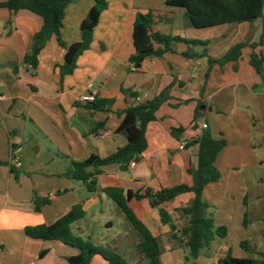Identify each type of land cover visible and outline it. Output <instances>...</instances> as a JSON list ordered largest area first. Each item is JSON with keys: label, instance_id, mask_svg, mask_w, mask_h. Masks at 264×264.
Instances as JSON below:
<instances>
[{"label": "crops", "instance_id": "1", "mask_svg": "<svg viewBox=\"0 0 264 264\" xmlns=\"http://www.w3.org/2000/svg\"><path fill=\"white\" fill-rule=\"evenodd\" d=\"M165 1L106 0L107 8L93 30L90 47L77 58L72 74L62 79L59 66L64 49L55 37L40 50L35 68L23 62L42 19L28 10L11 13L0 8V264H68V258L80 253L76 247L30 238L25 229L51 225L76 204H81L86 213L105 195L99 190L121 188L142 193L145 188L190 185L186 168L195 166L197 147L181 149L180 144L192 141L201 129L226 141L215 160L220 178L203 190L208 212L216 226L226 228V236L216 238L195 260L188 259L186 240L175 231L187 222L181 209L190 204L191 192L163 205L175 231L160 222L157 210L147 199H131L130 207L156 238L163 264H216L228 252L236 258H247L241 247L244 241L251 253H257L248 239V207L251 195L260 198L262 194L251 193L254 181L247 170L263 163V158L255 155V147L264 144V85L249 65L251 49L243 48L237 62L213 65L206 84V59L183 57L181 53L187 47L180 41L172 42L162 57L146 58L137 69L129 57L134 53L132 25L137 12L160 13L163 21H156L152 28L162 34L212 40L208 54L218 59L235 44L259 40L264 2L262 18L251 23L222 22L195 28L185 16V9L167 6ZM93 4L94 0H69L60 29L66 46L80 40V24ZM228 4L219 0L223 11L219 16L240 14ZM252 7L249 13L255 11V4ZM261 51L264 54V46ZM167 88L171 98L159 106L156 120L146 126L147 148L134 166L126 171L118 165L103 167L95 193L87 192L80 181L66 177L71 161H82L91 154L107 157L124 146L125 137L115 132L120 122L118 113L129 105L154 99ZM122 90L137 93V97L130 98ZM87 94L112 103L107 111L90 110L79 101ZM198 106L197 129L192 130L189 127ZM180 127L184 132L178 139L172 137L170 130ZM12 150L21 162L20 168L9 164ZM256 182L262 179L256 178ZM34 196L46 197L49 203L36 212ZM139 240L131 246L116 240L114 251L133 264H149L136 251ZM90 264L108 262L95 255Z\"/></svg>", "mask_w": 264, "mask_h": 264}, {"label": "trees", "instance_id": "2", "mask_svg": "<svg viewBox=\"0 0 264 264\" xmlns=\"http://www.w3.org/2000/svg\"><path fill=\"white\" fill-rule=\"evenodd\" d=\"M225 1H227V4L229 3L228 5L235 7L240 14L229 17L219 16V13L223 12L218 5L219 0H166L165 3L167 6L185 9V16L195 28L213 26L222 22L239 23L245 21L251 23L258 17L262 18L264 0ZM68 3L69 0H7L0 3V8H5L11 13H15L18 10H28L42 19L40 29L31 37L29 50L23 62L35 68L40 50L51 37H55L57 44L64 49L63 62L59 66L61 79L66 75L72 74L76 68L77 58L90 47L93 30L98 23L100 14L107 8L106 0H94L93 6L80 24V40L66 46L60 37V29L62 27L64 9ZM253 4H255L256 9L253 13H249L250 9L253 8ZM156 18L159 20H156ZM156 21H163V16L160 13L147 11L145 13L137 12L135 15L132 25L134 53L129 57V62L135 69L139 68L146 58L162 57L166 51L170 50L172 42L180 41L187 47L181 53L183 57L206 59V84L213 65L222 67L228 62H237L241 57L242 49L248 47L251 49L249 65L261 77L264 85V54L261 51L264 46V19L262 20V31L257 42L249 43L247 40L235 44L218 59H214L208 54V47L212 44V40L185 39L162 34L152 28ZM156 45L160 47H155ZM205 84L200 91V96L204 93ZM122 92L130 98L137 97V93L128 90H122ZM170 98L169 89L167 88L150 101L129 105L120 111L118 113L120 122L115 132L125 137L126 144L117 148L115 152L107 157L91 154L82 161H71L66 177L70 180L80 181L84 184L87 192L95 193L99 190L97 178L102 173L103 167L118 165L120 170L126 171L129 163L131 161L137 162L146 150V126L156 120L155 113L157 109ZM111 103V100L95 99L94 101L85 102V106L90 110L107 111ZM198 115L199 106L194 111V119L189 129H197L196 121ZM183 132L184 128H173L170 130V135L178 139ZM187 144L184 147L191 145L197 147L195 166L188 165L186 168L192 181L190 185L181 183L156 190L145 188L142 193H132L121 188L99 190L117 206L137 232L140 240L136 244V251L149 264H163L160 248L156 238L135 216L129 204L131 199L137 201L147 199L150 207L157 210L160 222L168 224L170 223V215L163 205L172 201L178 195L188 192L193 194L190 204L181 209L182 215L187 217V222L179 229L181 236L186 240L188 259L195 260L200 252L210 246L216 238H223L227 234L224 226H216L214 224L208 212V205L203 198L204 187L220 178V172L215 166V160L225 148L226 141L222 138L216 139L212 137L208 129H201L199 135ZM1 165H3V162L0 161ZM48 203L49 199L46 197L39 198L34 196L33 198V208L36 212ZM84 215L85 212L81 204H76L72 206L67 214L53 224L27 227L25 234L30 238L56 240L62 244L76 247L80 253L68 258V264H90L92 257L95 255L101 256L108 264H128L121 255L96 247L90 243L89 239L84 240L72 232V224L81 220ZM170 229L176 230L173 224H170ZM241 247L246 252L251 253L247 241L242 242ZM216 264H264V259L236 258L228 252L223 258L218 259Z\"/></svg>", "mask_w": 264, "mask_h": 264}, {"label": "rangeland", "instance_id": "3", "mask_svg": "<svg viewBox=\"0 0 264 264\" xmlns=\"http://www.w3.org/2000/svg\"><path fill=\"white\" fill-rule=\"evenodd\" d=\"M255 155L263 158V163L249 168L247 173L254 181L251 193L258 192L262 196L249 197L248 239L259 254L247 252V258L264 259V215H260L264 212V192L261 193L264 190V144L256 145ZM256 178H261L262 182H256ZM102 197V200L90 207L84 217L72 224L71 228L76 236L84 240L89 239L94 246L116 253L113 247L116 240H124L131 246L139 236L117 206L105 195ZM257 208L260 210L258 211ZM170 224L168 223L169 228ZM121 256L128 264H133L127 257Z\"/></svg>", "mask_w": 264, "mask_h": 264}, {"label": "built area", "instance_id": "4", "mask_svg": "<svg viewBox=\"0 0 264 264\" xmlns=\"http://www.w3.org/2000/svg\"><path fill=\"white\" fill-rule=\"evenodd\" d=\"M2 98V95L0 93V99ZM95 100V97L94 95H91V94H87V95H83L82 97H80L79 101L80 102H89V101H94ZM202 128H206V124H203L202 125ZM185 142H182L180 144V148L182 149L184 146H185ZM9 164L14 167V168H20L21 167V162L19 160V158L16 156L14 150L11 151V154H10V157H9ZM135 165V162L134 161H131L129 163V166H134ZM175 233L180 237L181 236V233L180 231H175ZM29 264H34V262H31Z\"/></svg>", "mask_w": 264, "mask_h": 264}]
</instances>
